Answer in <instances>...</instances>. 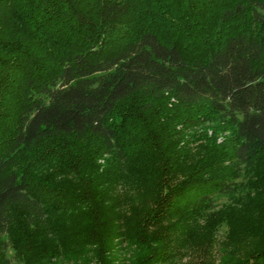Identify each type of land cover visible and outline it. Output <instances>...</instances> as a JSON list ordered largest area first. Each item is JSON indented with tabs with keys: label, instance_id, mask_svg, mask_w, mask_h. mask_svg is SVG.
I'll return each instance as SVG.
<instances>
[{
	"label": "trees",
	"instance_id": "1",
	"mask_svg": "<svg viewBox=\"0 0 264 264\" xmlns=\"http://www.w3.org/2000/svg\"><path fill=\"white\" fill-rule=\"evenodd\" d=\"M186 251L264 264V0H0V264Z\"/></svg>",
	"mask_w": 264,
	"mask_h": 264
},
{
	"label": "rangeland",
	"instance_id": "2",
	"mask_svg": "<svg viewBox=\"0 0 264 264\" xmlns=\"http://www.w3.org/2000/svg\"><path fill=\"white\" fill-rule=\"evenodd\" d=\"M217 125H218L217 122H210V123L204 124L200 128H198V129H196V130H194L192 132H188L185 136L183 135V139L184 140L187 139V137L190 134L195 135L198 139H200V137L201 136H204V135H206L207 137H209V136H211V129L214 128ZM223 134L221 133L220 135H217V142L220 141L221 135H223ZM196 142H198V141H196ZM200 142H203V141L200 140ZM224 203H225V200L222 199V198H217L214 201V205H215L216 209H218V207H220L221 204H224ZM224 231H225V228L224 227L219 228L218 232L216 233L217 234V236H216L217 241H219V240L222 239V237L224 236ZM114 252H115V254H114L113 258H115L114 259L115 260V263H119L121 260H123L124 257L127 256V252L121 250L120 248L119 249H116ZM7 256L9 258V264H18L12 258V255H10L9 252H7ZM217 257L219 258L218 254H217ZM215 260H216L215 262L217 264L218 263L217 262L218 259L215 258ZM63 264H67V263H63ZM165 264H197V263H196V257L194 255V253H188V251H186L180 257L174 259L173 261H171L169 263H165Z\"/></svg>",
	"mask_w": 264,
	"mask_h": 264
}]
</instances>
